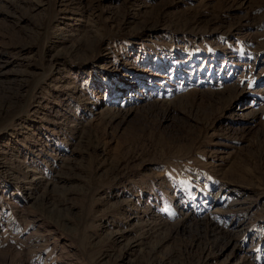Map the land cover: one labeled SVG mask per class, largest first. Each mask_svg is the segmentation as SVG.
I'll return each instance as SVG.
<instances>
[{"label":"rangeland","instance_id":"obj_1","mask_svg":"<svg viewBox=\"0 0 264 264\" xmlns=\"http://www.w3.org/2000/svg\"><path fill=\"white\" fill-rule=\"evenodd\" d=\"M0 264H264V0H0Z\"/></svg>","mask_w":264,"mask_h":264},{"label":"bare ground","instance_id":"obj_2","mask_svg":"<svg viewBox=\"0 0 264 264\" xmlns=\"http://www.w3.org/2000/svg\"><path fill=\"white\" fill-rule=\"evenodd\" d=\"M242 199V200H241ZM235 199L229 203V207H231V210H235L239 213V211L242 212V210H247L250 205V200H247L246 198ZM244 213V212H243Z\"/></svg>","mask_w":264,"mask_h":264}]
</instances>
